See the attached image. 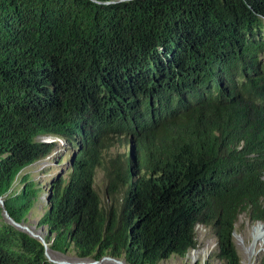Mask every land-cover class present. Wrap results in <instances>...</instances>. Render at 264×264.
<instances>
[{
    "label": "trees",
    "instance_id": "trees-1",
    "mask_svg": "<svg viewBox=\"0 0 264 264\" xmlns=\"http://www.w3.org/2000/svg\"><path fill=\"white\" fill-rule=\"evenodd\" d=\"M46 136L71 148L47 248L159 264L200 224L238 264L239 215L264 222V0H0V264H53L3 214L25 225L40 200L20 174Z\"/></svg>",
    "mask_w": 264,
    "mask_h": 264
},
{
    "label": "rangeland",
    "instance_id": "rangeland-1",
    "mask_svg": "<svg viewBox=\"0 0 264 264\" xmlns=\"http://www.w3.org/2000/svg\"><path fill=\"white\" fill-rule=\"evenodd\" d=\"M38 139L39 141L51 146L50 152L47 153L44 159H41L25 168L20 174L23 175L24 173H29L33 181L39 187V190L41 192L43 191V195L40 193L41 198L35 204L34 209H32L28 216V221L25 224L29 228V231L33 233V236H36L37 233H40V230H42L41 227L37 228L36 224L43 212L42 209L47 196V190L53 181H55L59 176L66 174L68 170L66 165L68 154L71 153L70 146L61 139L50 136L40 137ZM122 150H124V147ZM109 153L112 154L111 151ZM102 176H104L103 172H99L97 174V179L94 181V188L100 199L99 206L104 213L110 210L113 200L106 193H104V190L102 189V184L100 183ZM97 184L100 189L96 187ZM16 187H18V185ZM259 224L264 225V222L261 223L260 221H253L246 213L239 215L235 225V231L231 236V244L235 249L239 260L238 264H258L259 259L264 255V237L263 240L261 239L256 241L253 237L255 228L258 227ZM33 231L37 233H34ZM195 232L197 239L195 249L190 250L183 258L179 256H171L169 259L162 261L159 264H225L223 259L218 260L217 258V244L215 237L211 234L210 230L199 224L196 226ZM251 247L253 252L251 251L250 254L249 252ZM46 258L53 264H78L83 262L93 263V261L76 258L74 253H61L49 248L46 249ZM100 263L117 264L115 261L107 257L101 259ZM122 264L125 263L122 262Z\"/></svg>",
    "mask_w": 264,
    "mask_h": 264
},
{
    "label": "water",
    "instance_id": "water-1",
    "mask_svg": "<svg viewBox=\"0 0 264 264\" xmlns=\"http://www.w3.org/2000/svg\"><path fill=\"white\" fill-rule=\"evenodd\" d=\"M0 205L3 206L2 200H0ZM3 214H4V217L7 220H9V222L12 223L14 226H16L17 228H19L21 230H24L26 232H29L30 235L33 234V233H31L29 231V228L26 225L18 224L12 218H10V216L7 214L6 210L3 211ZM33 237L39 238L43 242L44 247H45V251H46L47 244L45 243L44 239L41 237L40 233L38 232L37 235L36 236H33ZM109 259H111V258H109ZM111 260L115 261L117 264H122V261H120V260H116V259H111ZM78 264H95V262H93V263H91V262H83V263H78Z\"/></svg>",
    "mask_w": 264,
    "mask_h": 264
},
{
    "label": "bare ground",
    "instance_id": "bare-ground-1",
    "mask_svg": "<svg viewBox=\"0 0 264 264\" xmlns=\"http://www.w3.org/2000/svg\"><path fill=\"white\" fill-rule=\"evenodd\" d=\"M34 233H37L35 231H33ZM253 237L256 240H263V237H264V225L263 224H259L258 227L255 228V233L253 234ZM252 247L250 249V254H251V251H252ZM253 252V251H252Z\"/></svg>",
    "mask_w": 264,
    "mask_h": 264
},
{
    "label": "clouds",
    "instance_id": "clouds-1",
    "mask_svg": "<svg viewBox=\"0 0 264 264\" xmlns=\"http://www.w3.org/2000/svg\"><path fill=\"white\" fill-rule=\"evenodd\" d=\"M51 137V136H50ZM262 223V222H261Z\"/></svg>",
    "mask_w": 264,
    "mask_h": 264
}]
</instances>
